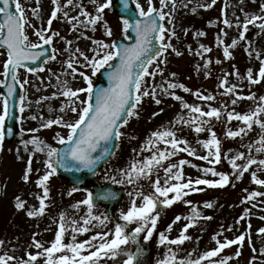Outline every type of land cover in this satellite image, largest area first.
<instances>
[{
    "label": "snow or ice",
    "instance_id": "snow-or-ice-1",
    "mask_svg": "<svg viewBox=\"0 0 264 264\" xmlns=\"http://www.w3.org/2000/svg\"><path fill=\"white\" fill-rule=\"evenodd\" d=\"M191 2V0H189ZM245 0H238L239 5H243ZM256 3V0H251ZM36 7L31 9L32 16L41 21L40 25H34L26 16V9L20 0H0V56L5 59L2 62L3 71L0 72V87L7 89V94L0 96V144L4 140L5 120L9 115L10 98L16 92V86L21 89L29 83L27 79L23 81L19 78V71L26 69L29 73L44 72V67L29 68L28 63H36L46 55L45 46H52L55 40L63 41V50L51 47V55L43 63L46 65L49 60L56 61L58 55L70 53L68 58L61 61L62 72L53 76L60 85L57 93L53 97L62 96L64 103L61 104L59 112L61 115L56 118L44 119L33 115L31 119L41 120L40 128L51 129L54 125L66 129V134L56 132L54 139L62 147H54L33 135L30 140L24 141V149L30 152L27 165L22 176L25 183L29 182L33 172V156L42 153L45 156L43 161L44 173L36 180V186L42 190V194L37 196L39 207L26 210L29 218L41 217L46 214L48 208L50 187L49 181L58 174L59 169L70 173H90L97 174V169L101 164H106L115 155V150L120 147L121 139L126 135L123 129L129 125L133 118L139 119L143 104L147 99H151L155 105L163 103L164 98H171L181 106V114L167 125L151 131L144 141L136 148L132 149V157L127 166L105 170L103 179L112 184L131 185L133 190L128 192L130 204L127 209H121L117 222L113 224V218L106 213L97 212L96 201L116 200L117 193L107 190L102 195L94 194L93 191H86L84 198L71 205L75 215L62 211L58 220L54 239L47 242L37 240L38 233L33 234L32 246L38 251L27 253L26 258H17L9 252L0 254V264H37L42 260V264H145L147 245L157 243L167 250L162 257L155 259V264H228L233 257L220 256L224 249L232 245L243 246L246 234L241 233L234 239L225 237L223 241L218 239L224 231H232V226L227 229L223 225L220 230L213 234L212 240L216 247L204 251L197 258L191 255L185 258L179 257L182 246L192 239L189 229L196 227L201 220H211V216L203 215L193 201L186 197L193 193L203 192L208 188H224L229 186L232 178L242 179L245 173H249L253 165L255 170L250 172L251 182L257 186H264V179L260 178L259 172H264V158L258 159L256 154L264 156V95L259 97L254 92L242 95V89L238 83H229L228 76L235 75L237 80L243 82L247 80L248 85H257L264 81V59L260 54L256 58L260 60V68L256 77L253 76L251 68L246 75H241L238 69L232 73H224L218 78L217 89H223L217 93H207L199 89L193 90L182 82L175 81L171 77L155 83L156 77L164 76L165 67L168 63V54L174 53L181 56L183 53L173 45L172 39H178L174 26V15L176 11V0H135L134 9L129 7V0H121L122 11L126 14L122 18V35L129 39L130 32L135 35V42L132 44L121 43L118 39H96L86 33H95L99 27H103L104 36L112 38L114 31L106 21V10L114 7V0H51L53 8L50 17L45 23L40 15V0H35ZM217 0H210L209 3L200 4L198 7L204 9L211 8ZM14 4V11L12 5ZM91 5L89 10L88 5ZM187 7V4L184 5ZM232 7L225 0V7L222 9L221 21L226 28L236 27L239 30L238 39H233L230 45L224 43L223 37L227 33L221 29L216 36L217 47L222 46L223 56L230 59L233 56L231 49H235L240 41L246 40V33L249 26L258 28L264 32V2L260 3L259 11L254 13L246 12L240 7V12L244 19L239 16L233 20L227 16V8ZM78 9L77 15H70L67 9ZM193 13L196 8L192 9ZM235 15V14H233ZM83 17V19H81ZM56 20L66 21L70 25L71 32L79 33L76 36L77 44L73 47V40L67 39L58 29H53V22ZM211 23V22H210ZM32 28V34L36 37L30 39L27 28ZM81 29L84 31L81 32ZM187 35V30H185ZM206 36L204 31H196L195 37ZM83 38L90 41L92 45L87 51L79 47L78 41ZM250 44L245 48L251 58L249 51ZM40 49V50H38ZM187 50L193 53L191 45ZM211 47L199 44L194 54L204 59L203 69L206 78L211 76L209 65L213 63L210 58H205V53H210ZM90 53V54H89ZM215 63L220 64L217 59ZM197 71L201 65L196 66ZM106 75L108 87L96 89L94 87V77L98 73ZM49 71H51L49 69ZM61 76L65 79L61 80ZM75 80L79 77L83 81L81 87L71 86L69 79ZM150 78V79H149ZM43 82V80L41 81ZM51 78L49 79V83ZM177 90L188 93L196 97L202 104L187 102L183 96L177 94ZM217 95L228 96L229 101H220L219 106H213ZM48 97H41L36 103L40 104ZM242 100L253 102V107L248 111L238 112L236 106ZM25 97L20 96V112L24 111ZM53 111V109H49ZM164 109L159 108L153 111L149 119H153L163 113ZM66 112L74 114V118L65 119ZM186 112V115L184 114ZM213 120L225 125V138L240 139L241 146L247 151H238L234 156L222 153V140L214 130ZM232 121H238L239 126L235 129L229 127ZM194 131L197 136L203 132H208L207 139H197L196 143L206 150V154L200 155L197 149L193 148L190 142L179 135L184 127ZM40 128L30 129L33 134L40 131ZM259 128L257 138L253 142L244 144V139ZM11 130H9L10 132ZM137 137L131 136L130 139ZM231 152V150H229ZM148 153V155H144ZM180 153H185L189 157L203 160L208 167H200L192 164L188 159L173 161V158ZM222 160H227L232 171L230 173L217 171L215 165ZM239 162V163H238ZM189 165L201 171L203 176L192 178L184 174V166ZM39 171V170H37ZM161 172L163 176H161ZM208 175L218 177V179H208ZM85 177L74 176L72 187L67 195L71 197L74 193L81 191L80 184ZM142 181L146 183H142ZM234 187L235 185L232 184ZM245 191H248L245 189ZM264 197V191H251L242 203H248ZM16 209L25 210L26 201L21 197L16 198ZM178 202H182L191 209L188 216L176 215L172 224L167 226L166 231L157 233L158 221L163 212L171 208ZM264 203V201H261ZM215 205L211 201H205L204 208L211 209ZM253 204V207H256ZM83 215H80L81 211ZM264 210V209H262ZM250 209H246L244 214L237 220L248 217ZM264 219V217H260ZM181 220L187 221L175 238H171L173 224ZM112 225L109 228V225ZM98 229L91 236L84 240H78V236ZM251 224L249 220L246 233L250 241ZM259 234H264V228L258 229ZM154 234L158 235V242L153 240ZM70 239L66 242V236ZM5 241L0 240V247ZM253 257L249 264H254L256 260V249L252 248ZM264 255V248L260 250ZM241 255L238 249L235 257ZM122 258V259H121ZM264 264V261L261 262Z\"/></svg>",
    "mask_w": 264,
    "mask_h": 264
},
{
    "label": "rangeland",
    "instance_id": "rangeland-1",
    "mask_svg": "<svg viewBox=\"0 0 264 264\" xmlns=\"http://www.w3.org/2000/svg\"><path fill=\"white\" fill-rule=\"evenodd\" d=\"M24 8L26 9V16L31 20V23L39 26L41 21L32 16L31 9L36 7L35 0H20ZM63 2V0H62ZM87 2V0H85ZM143 3L144 0H141ZM158 3V0H155ZM210 0H176V11L174 15V26L177 33L178 39H172V43L176 46L183 55L176 56L174 53L168 54L167 59L168 63L165 67L164 76H157L155 83L159 84L164 79L171 77L172 73H176V76L173 78L175 81L182 82L186 86L192 88L193 90L204 91L205 94L217 93L218 91H223V89H217L219 83L218 78L221 77L224 73H232L235 69H238L241 75H246L249 68L253 71V76L256 77L259 68L261 66L260 60L256 58V54L259 53L261 59H264V32H261L258 28L249 26V32L246 33V40L240 41L238 46L235 49L230 51L233 53L232 58L225 59L223 56L222 46L217 47L216 45V36L220 34L221 29H223L227 35L223 37L224 43L230 45L233 39H238L239 30L236 27L226 28L223 23L222 9L225 7V0H217V3L211 8L204 9L198 7L200 4L209 3ZM264 0H256V3H252L251 0H245L243 5L238 4V0H228V3L232 7L227 8V16L229 19L233 20L235 24V17L239 16L241 20L244 19L243 14L240 12V7H243L246 12L254 13L259 11L260 3ZM187 4V7L184 5ZM41 5V17L46 26V21L50 17L51 10L53 5L51 0H40ZM89 10H91V5H88ZM196 8V12L193 13L192 9ZM70 15H77L78 9H67ZM235 14V15H233ZM83 19V17L81 18ZM106 21L112 27L114 31V36L112 38H107L104 36L103 27H99V30L95 33L88 31L86 34L92 36L96 39H118L122 36V21L119 20L112 10V8L106 10ZM211 22V23H210ZM53 29L60 30L61 34L67 39L73 40V47L76 46V36L79 34L77 32L70 31V25L63 20H56L52 25ZM185 30H187V35H185ZM30 39L33 41L36 40V37L32 34V28H27ZM84 30L81 29V32ZM196 31L206 32V36L196 38ZM79 47L82 50L87 51L92 45L89 40L81 38L78 41ZM199 44H204L212 48L210 53H205V58H210L213 63L209 65L211 69V76L206 78L205 71L203 69L204 59H201L200 56L194 54V51L198 48ZM250 44L249 51L252 52L251 58L245 48ZM191 45L193 53H190L187 48ZM52 47H55L57 50H63L65 44L63 41L55 40ZM70 53H63L58 55L56 61L49 60L48 63L43 65L45 68L44 72L29 73L26 69H21L19 71V78L21 81L27 79L28 84L22 89V95L25 97L24 102V111L21 113L20 120V132L22 137V142L9 146L7 144H0V240L5 241L4 245L0 247V254L4 252H9V254L14 255L17 258H26L27 253H35L38 251L32 246V238L34 233H38L36 236L37 240L45 242V247L49 246L47 242H50L54 239L55 231L57 230V224L54 223V220H58L59 214L62 211L69 212L75 215L71 205L78 202L84 198L86 191H78L74 193L71 197L67 195L68 190L72 186L68 185L65 181L61 180L58 175L51 178L49 181L50 194L48 203V208L46 209V214L41 217L29 218L26 215V210L36 207H39V201L37 199L38 195L42 194V190L36 186V180L40 175H43L45 169L43 161L45 156L42 153H37L33 156V172L30 176L29 182L25 183L22 179L24 174L27 161L29 159L30 152H26L24 149V141L30 140L33 138V135L38 136L41 140H44L46 143L51 144L54 147L59 145L56 143L54 136L56 132H61V134H66V129L59 128L58 126H53L51 129L40 128L41 120L31 119L33 115H43L44 119L56 118L61 115L59 108L62 103H64V98L62 96L53 97V93H57L60 88L59 83L53 76V73L59 75L62 72L61 61H64L68 58ZM90 54V53H89ZM5 57L0 56V72L2 69V62ZM219 59L220 64L215 63ZM201 65V69L198 72L196 66ZM49 69L51 71H49ZM99 74V73H98ZM98 74L94 77V83L97 81ZM51 82L49 83V79ZM0 79H3L0 76ZM65 77L61 76V80ZM71 86L81 87L83 81L77 77L75 80H72L68 77ZM150 79V78H149ZM43 80V82H41ZM229 83H238L242 89V95H248L250 92H254L257 97L264 95V81H261L257 85H248L247 80L240 82L237 80L235 75L228 76ZM177 94L184 97V99L189 103L202 104L203 102L199 101L196 97L191 94L184 93L181 90H177ZM1 96V93H0ZM41 97H48L47 100L42 101L40 104H37L36 101L40 100ZM220 101H229L228 96L217 95L216 101L212 102L213 106H219ZM252 103L249 100H242L236 106V110L241 104ZM21 107V105H20ZM53 111H49V109ZM159 108H163L164 111L161 115L149 119L153 111H157ZM181 106L178 102L171 98H164V101L161 105L157 106L151 99L145 100L143 108L141 110L140 118H133L130 120L129 125L126 126L123 131L126 135L121 139L120 147L117 150V153L113 160L104 167L95 177V180L100 185L112 184L110 181H105L103 179L105 170H111L116 168H121L127 166L128 161L132 157V149L138 147L148 134L164 125H167L169 121L174 120L175 117L181 114ZM186 115V112L184 113ZM65 119L74 118V114L66 112L63 114ZM214 130L216 131L218 137L222 140V153H228L229 155L234 156L238 151H247L246 148L241 146L240 139H230L225 138V125L223 123L216 122L213 120ZM239 126L238 121H232L229 127L233 129ZM40 128V131L33 134L30 132V129ZM259 128H255L253 134L257 138V133ZM182 132V131H181ZM179 133L180 136L186 138L193 148L197 149V152L200 155L206 154V150H203L199 144L196 143L198 137L190 134L192 133L188 130L187 133ZM252 134V132H251ZM131 136L137 137L136 139H130ZM194 136V137H190ZM209 134H205L203 138L207 139ZM197 139H196V138ZM231 150V152H229ZM147 153H144L146 155ZM258 159L264 158V156L256 154ZM188 159L192 164L199 165L202 167H208L203 160L195 159L194 157H189L185 153H180L174 157L173 161H178L179 159ZM239 163V162H238ZM217 171L230 173L232 171L227 160H222L220 164L215 165ZM256 166L253 165L249 173H245L242 179L232 178V182L229 186L224 188H208L207 186H200L205 190L203 192L193 193L192 195L186 197V199L193 201L194 205L198 207L199 211L205 216H211V220H201L199 224L189 229V235L192 239L187 241L183 246L182 250L179 252V257L185 258L191 255L192 258H197L204 251L213 249L216 247L215 242L212 240L214 233L220 230V226L223 225L225 229L229 226H232V231H224L223 235L219 236L218 239L223 241L225 237L228 239H234L236 236L241 233L246 234V239L242 247L239 245H232L229 248L223 250L220 253V256L214 259H220L224 256H232L233 258L228 261V264H249L250 260L253 257L252 248L256 249V260L254 264H261L264 261V255L260 254V250L264 248V234H259L258 229L264 228V197H258L256 200L250 201L248 203H242L244 198L249 195L251 191L254 190V187L257 185L251 182L250 172L255 170ZM39 170V171H37ZM184 174L186 177H202L203 174L197 168L191 167L189 165L184 166ZM258 175L260 178L264 179V172H259ZM161 176L163 173L161 172ZM208 179H218V177H213L208 175ZM142 183H146L142 181ZM232 184L235 186L233 187ZM118 188L128 189V192L133 190L131 185H119L113 184ZM247 189L248 191H245ZM88 191H93L90 188H86ZM21 197L22 200L26 201L25 210H17L15 207L16 197ZM205 201H211L214 203V207L211 209L204 208L203 204ZM130 204V197L126 193L125 197L121 203L113 209V224L117 222L119 211L121 209H127ZM253 204H256V207H253ZM246 209H250V214L248 217H245L244 220H241L239 224H236V220L244 214ZM86 209L82 210L80 215H83V212ZM97 212L106 213L108 211L104 207H97ZM191 214V209L183 204L178 202L173 205L171 208L166 209L161 219L158 221L157 233L166 231L167 226L172 224L174 217L176 215L188 216ZM251 224L250 230V241L249 235L246 233L248 229V224ZM187 223L185 220H181L173 224L172 230L168 235L171 238H175L181 231L184 224ZM215 226L214 232L209 234V231H206L209 224ZM211 226V227H213ZM112 225H109L111 228ZM98 229H93L92 232L86 233L84 235L78 236V240L87 239L89 236L94 234ZM66 242L70 239V235L66 236ZM154 241L158 242V235L154 234ZM240 250L241 255L239 258L235 257L237 250ZM166 248L163 246H157V243H149L147 245L146 256L149 258L151 264H155V259L162 257L166 252ZM122 259V258H121ZM153 260V261H151ZM37 264H42V260L38 261ZM111 264V262H109Z\"/></svg>",
    "mask_w": 264,
    "mask_h": 264
},
{
    "label": "water",
    "instance_id": "water-1",
    "mask_svg": "<svg viewBox=\"0 0 264 264\" xmlns=\"http://www.w3.org/2000/svg\"><path fill=\"white\" fill-rule=\"evenodd\" d=\"M0 6H2V4H0ZM129 7L134 9L131 4H129ZM123 5L121 3V0H117L114 6L115 11L117 12L118 16L120 18H123L126 16V14L122 11ZM12 10L14 11V4L12 5ZM0 20H2V15H0ZM130 37L132 40L129 39H123L120 42L121 43H125V44H132L135 42V35L134 33L130 32ZM40 50V49H38ZM46 50V55L44 57L41 58L40 61H37L36 63H31L29 62L27 67L29 68H39L41 67L42 63L44 60L48 59V56L51 55V49L49 47H45ZM106 88L108 87V80L106 75H104L103 73L101 74V82L96 86V89L99 88ZM2 94L6 95L7 94V89L2 87ZM19 96H20V91H19V87L18 85L16 86V92L13 95V97L10 98V102H9V115L5 120V125H4V141L9 143V144H14L18 142V119H19V113H18V102H19ZM9 130H11L9 132ZM112 158V157H111ZM110 158V159H111ZM109 159V160H110ZM104 164H101L99 166V168L97 169V171L103 166ZM60 176L62 178L67 179L71 184L73 182V177L74 176H82L85 177L84 182L82 184L79 185V187L84 186L86 183H91L93 181V176L90 173H70V172H65L63 169H59L58 170ZM107 190H111L117 193V199L116 200H108V201H99L97 200L95 203H103L106 204L110 207H113L118 200L121 198L122 195V191H117L115 190L113 187L111 186H106L104 188H96V193L97 195H102L104 194L105 191Z\"/></svg>",
    "mask_w": 264,
    "mask_h": 264
}]
</instances>
